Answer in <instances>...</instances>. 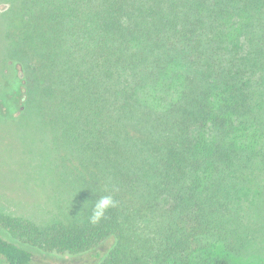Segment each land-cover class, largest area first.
Returning a JSON list of instances; mask_svg holds the SVG:
<instances>
[{
  "label": "trees",
  "instance_id": "trees-1",
  "mask_svg": "<svg viewBox=\"0 0 264 264\" xmlns=\"http://www.w3.org/2000/svg\"><path fill=\"white\" fill-rule=\"evenodd\" d=\"M6 14L20 42L7 55L40 74L36 115L86 176L71 215L0 212V264H230L244 197L264 191V0H18ZM10 61L13 118L34 98ZM104 194L118 205L93 224Z\"/></svg>",
  "mask_w": 264,
  "mask_h": 264
},
{
  "label": "rangeland",
  "instance_id": "rangeland-1",
  "mask_svg": "<svg viewBox=\"0 0 264 264\" xmlns=\"http://www.w3.org/2000/svg\"><path fill=\"white\" fill-rule=\"evenodd\" d=\"M17 3L18 0H0V15L6 20L5 30L0 36V77L5 78V62L12 58L14 61L10 63L17 66L25 86L27 78L34 99L23 115L13 118L0 108V212L22 215L45 224L59 214L63 217L72 214L76 201L84 198L86 175L80 169L83 153L75 160L74 150L63 144L67 140L66 135L57 137L61 132L53 127V117L42 120L36 115L34 107L37 96L39 98V72L23 67L27 65L17 62L14 55L11 58L7 55L14 49L17 55L16 47L19 46L16 45L20 43L10 41L17 35L10 31L5 33L11 22L6 12ZM78 146L83 152L81 138ZM261 179L259 184L264 185V179ZM244 203L249 206L241 216L243 226L240 235L244 241L231 251H225L224 255L230 264H264V191L256 186L246 200L244 197ZM35 256L41 264H67L69 261L58 254L36 253Z\"/></svg>",
  "mask_w": 264,
  "mask_h": 264
},
{
  "label": "clouds",
  "instance_id": "clouds-1",
  "mask_svg": "<svg viewBox=\"0 0 264 264\" xmlns=\"http://www.w3.org/2000/svg\"><path fill=\"white\" fill-rule=\"evenodd\" d=\"M95 194V193H94ZM118 201L111 194L100 195L99 199L95 200L90 215V222L95 224L106 217L109 209L115 208Z\"/></svg>",
  "mask_w": 264,
  "mask_h": 264
}]
</instances>
